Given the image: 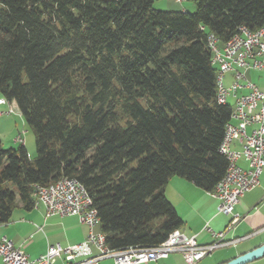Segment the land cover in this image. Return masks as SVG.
<instances>
[{"label": "trees", "instance_id": "obj_1", "mask_svg": "<svg viewBox=\"0 0 264 264\" xmlns=\"http://www.w3.org/2000/svg\"><path fill=\"white\" fill-rule=\"evenodd\" d=\"M0 0V98L34 135L35 157L0 141V225L36 187L86 189L111 251L158 246L183 222L164 195L173 177L211 193L231 108L216 99L208 35L264 25V0Z\"/></svg>", "mask_w": 264, "mask_h": 264}, {"label": "built area", "instance_id": "obj_2", "mask_svg": "<svg viewBox=\"0 0 264 264\" xmlns=\"http://www.w3.org/2000/svg\"><path fill=\"white\" fill-rule=\"evenodd\" d=\"M207 46L211 65L216 69V99H221L222 105L231 108L218 149L227 160V168L210 193L218 201L217 213L229 218L224 230L214 232L205 227L212 238L207 245H200L194 236L187 237L174 230L158 246L111 251L106 247L105 239L97 238L95 227L99 220L86 189L77 181L66 180L59 183L58 188H52L51 194L36 193V203L44 206L48 217H77L88 228L85 240L66 247L49 245L43 255L28 260L21 249L0 236L2 264H99L105 259H111L113 264H157L172 254H181L184 264H196L214 250L239 241L226 240L242 219L234 208L245 193L259 185L264 169V88L248 78L252 73L264 83V25L256 31L240 27L225 43H220L210 34ZM226 79L229 80L227 86ZM229 99L232 103L228 102ZM6 104L0 99V107ZM12 112L10 105L7 113L0 112V116L11 115ZM14 141L23 145L20 135ZM234 146L239 149H233ZM241 158L247 162L246 170L237 165Z\"/></svg>", "mask_w": 264, "mask_h": 264}, {"label": "crops", "instance_id": "obj_3", "mask_svg": "<svg viewBox=\"0 0 264 264\" xmlns=\"http://www.w3.org/2000/svg\"><path fill=\"white\" fill-rule=\"evenodd\" d=\"M254 76L253 82L263 89L264 83L258 79L257 75ZM14 140L11 141L13 145L19 144ZM24 144L23 140V146ZM233 149L239 148L234 146ZM28 156L32 159L30 155ZM237 165L244 170L248 167L244 158H241ZM164 195L183 222L179 232L187 237L194 236L200 245L212 242L205 227L214 232H220L228 223V217L217 213L218 201L209 193L184 179L171 178L165 186ZM234 210L242 219L226 236V240L237 239L239 241L214 250L196 264H226L264 245V169L259 178V185L245 193ZM95 230L99 232L98 225ZM87 234V226L77 217H48L44 206L40 203L35 204V202L29 211L24 210L18 203L10 221L5 225H0V236L6 237L14 247L21 249L28 260H35L43 255L49 245L59 244L66 247L79 244L85 240ZM99 264H113V262L111 259H105ZM157 264H184V262L181 254H172ZM245 264H264V255Z\"/></svg>", "mask_w": 264, "mask_h": 264}, {"label": "rangeland", "instance_id": "obj_4", "mask_svg": "<svg viewBox=\"0 0 264 264\" xmlns=\"http://www.w3.org/2000/svg\"><path fill=\"white\" fill-rule=\"evenodd\" d=\"M152 9L159 12L166 13H180L185 12L189 14H193L196 10L194 3L191 0H182L178 2L177 0H154L152 4ZM248 78L251 81L255 80L254 74H248ZM229 84V80H225V85ZM1 99V98H0ZM229 103L232 101L229 99ZM8 105H4L0 107V112L7 113L6 110ZM6 110V112H5ZM11 110L13 111L11 115H3L0 117V141L3 149H9L13 147L16 149L20 146V144H12V139L20 135L24 140V146L28 155L35 157V143H34V135L30 128L26 125L21 115L18 113L15 105H11ZM12 144V145H11ZM30 153V154H29ZM1 262V260H0ZM2 263V262H1Z\"/></svg>", "mask_w": 264, "mask_h": 264}, {"label": "bare ground", "instance_id": "obj_5", "mask_svg": "<svg viewBox=\"0 0 264 264\" xmlns=\"http://www.w3.org/2000/svg\"><path fill=\"white\" fill-rule=\"evenodd\" d=\"M219 104H222V100L221 99H217ZM68 180V182H76V180L74 179H68V178H62L60 180H58L57 182H55L54 184L47 186V187H36L35 188V193H34V198H35V204H36V193H43V194H51L52 193V188H58L59 187V183H62V181H66ZM97 238L98 239H104L103 234L99 231L97 232Z\"/></svg>", "mask_w": 264, "mask_h": 264}, {"label": "water", "instance_id": "obj_6", "mask_svg": "<svg viewBox=\"0 0 264 264\" xmlns=\"http://www.w3.org/2000/svg\"><path fill=\"white\" fill-rule=\"evenodd\" d=\"M264 255V245L243 256L237 257L226 264H245Z\"/></svg>", "mask_w": 264, "mask_h": 264}]
</instances>
